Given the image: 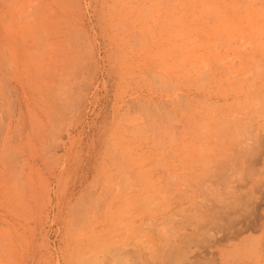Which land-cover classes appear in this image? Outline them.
I'll list each match as a JSON object with an SVG mask.
<instances>
[{
	"label": "rangeland",
	"instance_id": "1",
	"mask_svg": "<svg viewBox=\"0 0 264 264\" xmlns=\"http://www.w3.org/2000/svg\"><path fill=\"white\" fill-rule=\"evenodd\" d=\"M244 240L264 0H0V264H220Z\"/></svg>",
	"mask_w": 264,
	"mask_h": 264
},
{
	"label": "bare ground",
	"instance_id": "2",
	"mask_svg": "<svg viewBox=\"0 0 264 264\" xmlns=\"http://www.w3.org/2000/svg\"><path fill=\"white\" fill-rule=\"evenodd\" d=\"M214 226H218V225H214ZM213 226V227H214ZM252 226V225H251ZM255 226V225H254ZM249 227V225H248ZM231 228V227H230ZM241 228V227H240ZM243 228V227H242ZM253 228V227H252ZM251 228V229H252ZM248 229V228H247ZM215 230H217L216 232L217 233H220L222 232V227L221 226H218L215 228ZM235 230V229H234ZM227 231V230H226ZM229 231V229H228ZM237 231V230H236ZM235 231V232H236ZM221 234V233H220ZM224 234V233H223ZM226 234V233H225ZM233 234V232H232ZM218 238V237H217ZM198 241V240H197ZM196 241V242H197ZM200 241V240H199ZM187 243V242H186ZM200 243V242H199ZM216 243V242H215ZM202 245V244H201ZM185 246V244H184ZM199 249V248H198ZM194 250V249H193ZM197 252V251H196ZM228 253V252H227ZM203 255V254H202ZM196 256V255H195ZM205 256V255H204ZM213 258V257H212ZM190 259V258H189ZM195 260V258H193ZM251 259H254L255 260V263L254 264H264V243H255L253 241H247V240H244V241H241L240 242V246H238L235 250L232 251V253H229L227 254L223 259H222V262H220V264H239V263H243V262H247ZM183 260V259H181ZM187 260V258L185 259V261ZM194 260H191L192 262ZM204 260V259H203ZM211 259H209V262H210ZM185 261L183 260V263L185 264ZM190 262V260H188ZM187 261V263H188ZM173 262V261H172ZM182 262V261H181ZM180 264H183L181 263ZM191 262V263H192ZM201 261H195V264H201L200 263ZM207 262V261H206ZM205 261L203 262V264L206 263ZM171 263V260L170 262ZM168 263V264H169ZM179 263V261H178ZM250 263V262H249ZM253 263V262H251ZM163 264V263H162ZM167 264V263H165ZM173 264V263H171ZM177 264V263H176ZM190 264V263H189ZM194 264V263H192ZM210 264V263H209ZM218 264V262L216 263Z\"/></svg>",
	"mask_w": 264,
	"mask_h": 264
}]
</instances>
